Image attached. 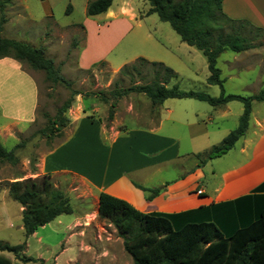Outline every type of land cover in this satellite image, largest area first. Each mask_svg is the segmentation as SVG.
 Wrapping results in <instances>:
<instances>
[{
  "label": "crops",
  "instance_id": "1",
  "mask_svg": "<svg viewBox=\"0 0 264 264\" xmlns=\"http://www.w3.org/2000/svg\"><path fill=\"white\" fill-rule=\"evenodd\" d=\"M40 1L46 6L44 15L50 17L54 3L52 0ZM89 1L84 0L85 10ZM231 1L222 0L223 12L231 18H243L240 10L236 12L231 7ZM148 8L146 0H112L106 11L93 16L101 23L83 18L84 25L92 22L97 26L94 33L82 28L81 39L75 48L76 69H91L99 61L108 63L109 52L128 37V41L147 42L151 38V32H143L141 27L142 22L150 18V14H147ZM124 61L122 59L119 63ZM24 64L11 56H0V95L3 97L0 98V112L9 119L0 126V142L3 146L10 139L17 141L18 135L28 128L25 129L21 122L27 121L30 125L34 117L35 83L32 69L28 70ZM78 100L74 110L69 113V123L73 124L71 133L38 159L33 173L17 172L5 178L0 177V185L2 182L21 181L36 175H68L76 181L75 188L79 196H92L95 199L93 216L98 214V195L103 191L126 200L142 212H158L171 216L174 227L186 221H212L224 235H229L235 228L254 219L264 207V109L259 107V110L253 111L252 106L245 134L229 149L237 151V160L222 169L211 167L210 177H207L204 169L209 163L208 160L216 157L205 160L201 166L198 161H194L197 166L188 168L181 163L184 156H193L207 148L201 150L197 147V142L193 140L197 137L192 132L193 127L188 126L189 130L180 133L178 125L184 123L172 118V107L163 106L161 103L157 108L160 111L163 109L166 114L159 115L155 120L147 119L145 123L141 122V117H136L140 126L133 129L128 128L123 119L117 116L118 110L112 119L106 120L102 115L93 116L101 110L92 100L89 106L91 113L83 99ZM3 101L10 102L9 107L15 113L7 114L2 105ZM230 102L214 107L220 112L223 121L232 115L237 119L241 115L232 112ZM119 106L116 103L115 107ZM126 109L131 111L132 105L126 106ZM196 111L192 121L195 119L199 123L202 121V114ZM206 119L212 121L213 117L208 115ZM166 123H172L174 129ZM205 130L204 133L209 132L208 129ZM184 140L189 147L186 152H181ZM209 143L212 146L214 142ZM175 162L180 169L177 176L169 179L158 178L152 182L147 177L151 171ZM24 166L27 165L24 163ZM136 185L162 188L158 194L148 199V192ZM22 210L23 206L10 197L8 188L1 187L0 215L9 226L16 225L17 230L22 231L23 240L16 243L25 241V248L20 254L37 259V263L47 264L51 261L52 264H98L104 253L96 254L87 241L91 237L93 243L97 239H105L111 244L109 241L115 236L122 245V238L117 235L115 227L106 221L99 224L94 222V227L89 224L86 226V221L77 232L68 231L67 237H60L66 233V227L56 224L54 220L68 221L67 217H62L63 214L39 226L25 237ZM49 226L59 236L56 240L45 239L44 234L40 233V230ZM84 233L87 238L80 236ZM62 242L64 249L54 256L53 252ZM0 253L14 257L9 252Z\"/></svg>",
  "mask_w": 264,
  "mask_h": 264
},
{
  "label": "rangeland",
  "instance_id": "2",
  "mask_svg": "<svg viewBox=\"0 0 264 264\" xmlns=\"http://www.w3.org/2000/svg\"><path fill=\"white\" fill-rule=\"evenodd\" d=\"M52 2L54 6L52 7V15L50 17L44 15L46 6L40 0H8L4 6V21L1 22L2 29L0 34L3 37L20 40L35 47H44L45 55L53 60L54 64L59 67L61 75L71 81L72 84L70 87H66L63 84L52 83L45 78L42 70H34L26 63L24 64L28 70L32 69V77L35 83L36 97L34 92L33 99L34 117L30 125H28L27 121L21 122L25 126V129L28 128L23 134L18 135L17 141L10 139L4 143V147L7 149H11L14 144L19 143V146L14 151L18 161L12 164L0 160V177L5 178L17 172L33 173L38 159L44 153L57 146L71 133L73 124L69 122L59 132L54 131L53 133H48V135H42L39 130L48 125L49 119L53 118L63 102L70 98L72 90L79 91V94L72 96L70 108L63 114L69 121L71 115L69 113L74 110L76 100L78 99V101L83 99V103L88 106L89 113H91L89 106L92 100L101 110L93 116L98 117L102 115L104 119L108 120L109 104L101 101L93 93L101 92L109 96V91H121L132 85L145 84L153 81L155 78L158 80L163 78L165 73L162 66L150 63L151 61H156L161 62L174 72V75L167 82V86L176 85L183 90H200L212 96L220 94L221 89L218 85L206 83L208 69L203 54L195 47L182 42L169 23L161 21L155 13L148 15L150 18L142 22L141 30L143 32L144 30L151 32V38L147 42L138 43V40L128 41V37L109 52L108 63L99 61L91 69H76L75 48L76 43L81 39L82 28H87L91 33H94L97 26V24H93L92 22H86L84 25L83 18L96 21V23L101 22L93 17L94 15L86 14L84 0H52ZM231 3H233L231 7L235 11L240 10L239 12L243 14V18L238 19L245 20V23H250L252 26L264 30V0H232ZM68 5H70V10L67 9ZM224 14L229 17L226 13ZM220 29V32L227 33L233 32L235 28L233 24L226 22ZM238 31L252 37L256 46L241 52L224 51L217 59V66L221 70V77L225 79L223 83L225 92L250 95L256 93L264 84V34L259 35V32H256L247 25L239 27ZM136 54L143 55L139 57L145 58L148 62L136 61L138 58ZM122 59L127 61L119 63ZM134 62L135 68L129 67L125 72L120 71V68L124 64L130 65ZM0 98L3 97L0 95ZM114 101L115 105L119 103L120 106L113 108V115L118 110L117 116L123 119L128 128L136 129L140 126L136 122V117H141V122L145 123L147 119L155 120L159 115L164 116L166 114L163 109L161 111L158 110V105H151L149 99L143 93L129 92ZM2 105L7 114L15 113L9 107L10 102L3 101ZM129 105H132L131 111L126 109V106ZM162 105L172 107V118L181 120L184 123L183 125H178L180 133L193 127L192 132L197 135L193 140L197 142V147L201 150L203 148L208 149L210 141H213V144L219 142L230 128L234 129L238 125L236 116L232 115L223 121L220 118V112L213 106L205 101L194 98H167L162 102ZM251 105L253 106V111L260 108L264 109V102L252 101ZM230 107L234 114L242 113L243 105L241 102L236 100L231 101ZM196 110L202 114L200 115L202 121L199 123H196L195 119L192 121L193 113ZM208 115L213 117L212 121H207ZM191 117L192 119H190ZM8 120L0 112V126ZM166 124L172 126V123ZM188 126L190 127L188 128ZM171 128L174 129V126ZM205 129H208L209 132L204 133ZM188 147V143L184 140L181 152H186L185 150ZM236 152V150H229L218 158L208 160L209 163L204 169L205 175L210 177L211 167L216 170L222 169L230 162L237 160L238 156ZM203 159V157L195 155L184 156L181 163L188 168L190 166H197L194 164V161H198L200 163L199 166H201L205 162ZM24 163L27 166H24ZM178 167L176 162L165 164L159 169L151 171V173L147 174V177L150 178L151 182L158 178H173L180 171ZM29 178L37 180V183L40 185L43 175ZM45 180L52 188L58 189L68 197L73 209L72 212H74L73 215H62V217H67L68 221L54 220L56 224L66 227V233L60 237H67L68 231L77 232L79 228L85 225L86 221V226L89 224V226L93 227L95 226L94 222L99 224L106 221L99 217L98 214L93 216L92 213H94L96 208L95 199L92 196L86 198L79 196V192L75 188L76 181H73L70 176L58 174L51 176L48 174ZM5 186L8 188V182H2L0 188H4ZM14 203L16 205V202ZM3 218L0 215V241L8 244H16L22 241V231L17 230L16 225L9 226ZM40 233H43L45 239L50 241L56 240L59 237L51 231L50 226L44 230H40ZM102 233L103 230H101L100 234ZM80 236L88 237L86 233L80 234ZM90 236L92 235L90 234ZM87 241L96 254L104 253L98 264H128L131 262L130 255L125 252L123 245L120 244L115 236L110 239L109 242H112L111 244L105 241V239H97L96 243L95 241L93 243L92 237L87 238ZM64 247L63 242L57 246L56 251L53 252L54 256L57 253H61ZM21 252H19V255H22L20 254ZM10 259L13 262H19L15 256H12ZM36 261L37 259L30 263H37ZM37 264L44 263L40 262ZM47 264H52V262L48 261ZM75 264L79 263L76 262Z\"/></svg>",
  "mask_w": 264,
  "mask_h": 264
},
{
  "label": "trees",
  "instance_id": "3",
  "mask_svg": "<svg viewBox=\"0 0 264 264\" xmlns=\"http://www.w3.org/2000/svg\"><path fill=\"white\" fill-rule=\"evenodd\" d=\"M146 1L149 4L147 14L155 13L161 21L168 22L182 42L195 47L203 54L208 69L206 83L218 85L220 94L212 96L200 90H183L176 85L167 86L174 72L156 61L150 63L162 66L165 73L163 78L132 85L121 91L112 90L109 91V96L101 92L93 94L109 104L108 119L113 117L114 100L129 92L143 93L154 106L167 98H194L213 107L234 100L239 101L243 110L238 118V125L217 144L196 153L195 156L203 157L205 161L226 153L245 134L251 116L252 101L264 102V84L256 93L250 95L225 92V79L221 77L217 59L226 50L241 52L256 46L252 37L238 31L239 27L247 25L259 32V35L264 34V30L245 23V20L227 17L221 9L222 0ZM6 2L8 0H0V32ZM111 2L112 0H90L86 6V14L102 13ZM67 9L70 10V5ZM226 22L233 24V32H220ZM0 56H11L34 70H42L45 78L52 83L66 87L72 84L61 75L53 60L45 55L44 47H35L0 34ZM136 61L148 62L143 57H138ZM135 62L124 64L120 71L125 72L129 67L135 68ZM77 94L79 91H71L70 98L65 100L56 115L49 119L48 125L39 130L42 135L59 132L67 126L69 119L63 114L70 108L72 96ZM18 146L19 143L11 149H6L0 142V160L16 163L18 158L14 151ZM46 177L48 174L43 175L40 185L37 180L30 178L8 182L10 197L23 206L22 225L25 237L60 214H70L73 211L68 197L58 189L52 188L45 180ZM136 186L148 192V199L158 194L162 188ZM97 212L99 217L115 227L117 235L122 238L123 249L131 257L128 264H264V207L254 219L235 228L229 235H224L212 221H186L174 227L171 216L158 212H142L126 200L103 191L98 195ZM24 248L25 241L18 244L0 241V252L12 253L19 260L13 262L0 253V264H31L30 262L36 259L19 255Z\"/></svg>",
  "mask_w": 264,
  "mask_h": 264
}]
</instances>
